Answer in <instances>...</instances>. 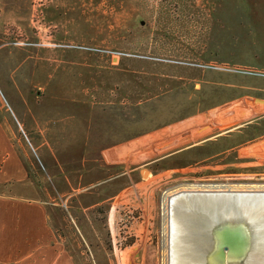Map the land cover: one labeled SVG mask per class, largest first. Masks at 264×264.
Returning a JSON list of instances; mask_svg holds the SVG:
<instances>
[{"label":"rangeland","instance_id":"rangeland-1","mask_svg":"<svg viewBox=\"0 0 264 264\" xmlns=\"http://www.w3.org/2000/svg\"><path fill=\"white\" fill-rule=\"evenodd\" d=\"M248 87H264V0H0V115L66 264H160L165 190L264 185V101ZM239 97L244 123L202 141L219 131L205 128L207 111ZM174 121L179 133L195 123L194 136L157 150V126ZM122 141L129 158L96 162ZM206 200L171 205L174 264H198L193 234L204 243L218 209L236 212L231 199ZM263 200L229 218L249 227L253 264H264Z\"/></svg>","mask_w":264,"mask_h":264},{"label":"crops","instance_id":"crops-1","mask_svg":"<svg viewBox=\"0 0 264 264\" xmlns=\"http://www.w3.org/2000/svg\"><path fill=\"white\" fill-rule=\"evenodd\" d=\"M248 88L255 93L251 96V100L259 96L264 101V87ZM257 92H262V95ZM241 99V97L232 98L222 104H215L207 111L215 109L212 115L208 114V126L205 128L211 130L213 124L220 125L217 129L219 131L216 130V133L208 135L202 141L225 135L244 123L245 115L251 109L249 107L242 109L235 104ZM255 104V107L259 105L257 101ZM216 108L221 110L216 111ZM176 122L162 123L157 126L155 131L157 132V150L167 148L168 143L178 136H194L197 129L195 123L191 122L193 126L185 127L179 133ZM11 124L12 118L7 119L0 115V264H66L65 260L60 258L62 256L59 246L52 244L55 230L51 226V214L47 201L43 199L39 185L27 168L25 162L27 156L23 155L14 141L16 134L12 131ZM226 139L229 140V138ZM198 143H188L177 150L169 149L159 157L192 148ZM236 143L231 140L229 144L235 147ZM121 145L120 150L113 152L114 148L117 149ZM129 154L130 146L122 141L101 149L96 162L107 165L121 163L129 158Z\"/></svg>","mask_w":264,"mask_h":264},{"label":"bare ground","instance_id":"bare-ground-1","mask_svg":"<svg viewBox=\"0 0 264 264\" xmlns=\"http://www.w3.org/2000/svg\"><path fill=\"white\" fill-rule=\"evenodd\" d=\"M178 196L180 198L189 199L192 204H194L198 199L204 200L205 198V201H207L206 199H215V202L210 201L209 205L211 204L212 206H217L216 201L225 199L224 202L226 203L230 199H233L231 197H264V185H223L212 183H187L174 186L165 190L161 197L162 247L160 251V264H174L171 260L170 253V237L172 234V223L170 222V219L172 217L171 205L173 204L175 199H177ZM200 235L201 234L199 233L193 234V238L191 241L193 252H195V259L197 260L198 264H201V260H203L201 257L203 256V252H205V247L202 243L203 239L198 237Z\"/></svg>","mask_w":264,"mask_h":264},{"label":"water","instance_id":"water-1","mask_svg":"<svg viewBox=\"0 0 264 264\" xmlns=\"http://www.w3.org/2000/svg\"><path fill=\"white\" fill-rule=\"evenodd\" d=\"M210 193V192H209ZM233 199V211L225 210L221 212L218 209V214H215L213 226L205 233L203 252L204 257L207 256V261H218V264H253L255 261V250L253 249L254 242L251 238L249 227L241 223H234L229 219L236 214L246 211L245 206L250 202L251 198L247 197H231ZM215 202V201H214ZM221 202V201H217ZM226 206H230L225 204ZM226 209L225 207L223 210Z\"/></svg>","mask_w":264,"mask_h":264}]
</instances>
